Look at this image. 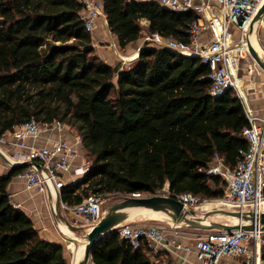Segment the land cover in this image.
I'll list each match as a JSON object with an SVG mask.
<instances>
[{"label":"trees","instance_id":"16d2710c","mask_svg":"<svg viewBox=\"0 0 264 264\" xmlns=\"http://www.w3.org/2000/svg\"><path fill=\"white\" fill-rule=\"evenodd\" d=\"M108 26L126 49L147 32L187 42L195 13L152 0H101ZM75 0H0V137L35 120L60 122L77 133L89 172L61 189L68 207L90 194L223 197L226 183L207 169L214 155L234 169L248 149L245 106L231 90L212 98L211 70L198 58L145 44L121 69L96 54ZM25 168L0 175V264H70L64 247L44 240L11 201L8 188ZM119 233L107 235L94 264H152Z\"/></svg>","mask_w":264,"mask_h":264},{"label":"built area","instance_id":"2783aa9c","mask_svg":"<svg viewBox=\"0 0 264 264\" xmlns=\"http://www.w3.org/2000/svg\"><path fill=\"white\" fill-rule=\"evenodd\" d=\"M75 1L82 5L79 16L86 30L93 33L99 21L107 19L103 2ZM152 1L177 13H195L199 16L189 25L187 42L167 38L158 33H147L142 22L145 43L151 47L171 50L181 56L200 59L211 70L212 85L209 93L212 98H220L231 90L238 94L249 120V126L243 131L248 149L240 151V159L234 169L227 166L223 156L214 155L207 173L220 177L226 183L224 195L219 199L201 201L191 193L173 196L169 183L155 195L135 193L123 197L124 199L148 196L174 197L185 204V210H195L198 216L209 212L203 207L207 204L214 207L210 211L257 212L258 207L264 203V116L257 115L251 109L247 96L240 91V85L244 83L241 72L254 77L262 70L250 54L249 34L254 26L253 21L264 6V0ZM261 26L264 27V18L261 20ZM259 44L261 45L260 40ZM112 46L117 49L116 45ZM261 47L264 53V47L262 45ZM53 130L63 132L71 129L60 122L41 124L31 120L15 126L12 131L0 137V153L10 164L1 159L10 171L16 164L31 162H37L44 168L47 174L41 176L37 168L30 165L19 173L17 178L24 181L27 190L46 196H52L50 184L57 195L61 194V189L67 184L66 175H72L73 181L80 180L89 172L91 166L87 156L84 157L83 163L77 162L81 156L76 145L80 144L83 147L79 137L75 143L67 139H59L52 146L30 143ZM111 196L116 195H107V197ZM103 197L101 194H90L82 204L74 207H68L61 202V209L72 211L77 217L95 225L104 215ZM53 212L56 213L55 205ZM57 222L59 225L60 222ZM168 229L170 230L169 227ZM169 230L161 229L152 223L131 221L121 226L118 233L135 250L146 246L152 264H156L155 259L161 249L170 251V247L183 251L186 256L182 259L194 255L197 264H223L228 257L242 258L246 264H255L260 258L264 264V232L261 230L234 231L231 234L200 233L201 235H195L192 245H183L174 236H170Z\"/></svg>","mask_w":264,"mask_h":264},{"label":"crops","instance_id":"0c3cea01","mask_svg":"<svg viewBox=\"0 0 264 264\" xmlns=\"http://www.w3.org/2000/svg\"><path fill=\"white\" fill-rule=\"evenodd\" d=\"M143 25H145L146 29V27H148V22L143 21ZM92 37L96 54L104 59L107 64L113 67L119 65L122 70L136 63L140 51L146 44L144 38L131 43L126 49L122 50L120 59H117L114 51L112 50V48H110V46H102V44L111 43V46L116 45L117 48L119 47L118 38L111 33L107 19H101V21H99L96 29L92 33ZM251 37L253 38L251 46L255 48L260 56H263V50L257 42L255 32L251 35ZM117 52H119V50ZM261 88L262 89L258 90V92H262L264 94V86ZM240 91L243 95L247 96L243 84H241L240 86ZM260 96L261 94H259V96L252 95L250 96L251 98L247 96V98L251 109L257 115L264 116V98H261ZM77 138L78 135L73 130H66L63 132L53 130L50 133L42 134L38 139L30 141V143H34L38 146H52L54 142L59 139H67L75 143L77 141ZM76 147L81 156L77 162L83 163L86 158V152L80 144H77ZM9 172L10 170L6 167L4 161L0 157V175L6 176L9 174ZM65 178L67 180V184H72L78 181H73L74 178L70 174L66 175ZM8 192L11 195V201L14 206L23 211L34 222L35 228L39 231L40 236L44 240L62 245L63 236L65 235L68 238L72 235L69 232L68 227L64 223L60 222L58 225L57 218L55 217L53 212L54 200L52 199V196H46L42 193H35L27 190L24 181L18 179L17 177H15L10 183ZM56 200L58 199L56 198ZM59 200L61 201V195ZM60 215L66 218L69 223H71V219H75V217H77L72 211H65L63 209H61L59 216ZM148 220L149 219L142 223L151 224V221ZM169 233L170 236H174L183 245H192L194 237L196 235L195 233L187 234L183 227H175L174 229L170 228ZM68 249L70 250V247H68ZM169 250L170 251H168L167 249H161L159 256L155 259V263L197 264L194 255L187 257V259H182L183 256H186L183 251H178L172 247H170ZM70 252L72 254L70 264H72V262L74 261V251L70 250ZM223 264H246V262L244 259L239 257H228L227 259H225ZM255 264H263L262 259H257V262Z\"/></svg>","mask_w":264,"mask_h":264},{"label":"water","instance_id":"95a60500","mask_svg":"<svg viewBox=\"0 0 264 264\" xmlns=\"http://www.w3.org/2000/svg\"><path fill=\"white\" fill-rule=\"evenodd\" d=\"M263 18L264 6L258 13L255 20H262ZM249 51L253 59L264 71V61L262 57L252 46L249 47ZM0 157L6 163L10 164V162L1 153ZM30 165H34L41 176L47 174L44 168L37 162L16 164L12 167V169L18 167L26 168ZM59 199L60 193H58V203L56 205V213H54V215L57 218V221L64 223L68 227V225L72 224L69 223L62 215L59 216V213L61 212V201ZM145 214H151V221L166 224L170 228L185 226L200 233L227 232L231 234L234 231L252 232L256 230L264 232V212L257 213L250 211L241 213L235 211L215 210L198 216L195 210H185V204L174 197H129L112 205L110 209L104 213L101 220L92 226L90 231L83 232L85 239L82 242L77 239H70V241H73L75 244H84V252L78 264L93 263V254L98 248L100 242L107 235L118 232V229L121 226L134 221ZM215 216L230 217L232 219H236L237 222H217L213 220Z\"/></svg>","mask_w":264,"mask_h":264},{"label":"rangeland","instance_id":"374dc122","mask_svg":"<svg viewBox=\"0 0 264 264\" xmlns=\"http://www.w3.org/2000/svg\"><path fill=\"white\" fill-rule=\"evenodd\" d=\"M148 33V32H147ZM258 37H259V40L261 42V45L264 47V27H260L259 30H258ZM145 37V34L142 33V39ZM252 37H250V45H251V42H252ZM111 43H106V44H102V46H110V48H112V50L114 51V54L116 56L117 59H120V56L122 54V49L121 48H117L115 49L113 46L110 45ZM119 50V52H117ZM263 61H264V56H261ZM122 62V61H121ZM127 63V62H126ZM241 75H243V78H244V83H243V87H244V90H245V93L248 97L252 96V95H258L261 94V98H264V94L261 92L259 93L258 90H261L264 86V71L260 70V73L255 75L254 77H250V76H247L245 75V72H241ZM242 84V83H241ZM241 86V85H240ZM242 89V88H241ZM264 89V88H263ZM251 98V97H250ZM86 152V151H85ZM86 156L87 155V152H86ZM88 161L91 162L90 158L87 157ZM102 195V194H101ZM104 196V195H103ZM104 204H103V212L106 213L110 207L112 205H114L115 203H118L120 201H122L124 199L123 196H111V197H107V196H104ZM148 219V218H147ZM147 219L145 218H138L134 221H136L137 223H142L144 221H147ZM214 221H217V222H221V223H228L230 221L233 222L232 218L230 217H225V216H215L213 218ZM148 221H151V220H148ZM71 224L75 227H80V228H84L86 229V227L88 228V226H91L93 225V223H89L87 221H85L83 218H80V217H75V219H71ZM152 224L156 225L157 227L161 228V229H165V230H168V226L166 224H162V223H158V222H153L151 221ZM183 229L185 230V232L187 234H191V233H195V234H200V232H197V231H194L190 228H187L185 226H182ZM69 232L72 234L70 237H81L83 235V232H78V233H74L73 231L69 230ZM203 234V233H201ZM200 234V235H201ZM62 246L64 247V255H65V258L66 260L68 261V263H70V260L72 258V254L70 252V250L74 251L73 254H74V261L72 263L75 262L76 258H77V251L78 249H80L79 245H75L74 243H71L70 244V239L67 238V236H63V240H62ZM69 245V246H68ZM68 247H70V250L68 249ZM93 264V263H91Z\"/></svg>","mask_w":264,"mask_h":264},{"label":"bare ground","instance_id":"6f19581e","mask_svg":"<svg viewBox=\"0 0 264 264\" xmlns=\"http://www.w3.org/2000/svg\"><path fill=\"white\" fill-rule=\"evenodd\" d=\"M260 24H261V20H254L253 21V25H254L253 26V29H252L251 33L249 34V40H250L251 35L255 32L256 37H257L258 44H259V40H258V34L257 33H258V29L260 27ZM259 46L261 47L260 44H259ZM263 56H264V53H263ZM50 188L52 189L51 191H52V199L54 200V205H57V203H58V200H56V198L58 199L57 192L54 190V188H53V186L51 184H50ZM203 207H204V209L206 211H210V210H213L214 209V207L212 205H210V204H207V205H205ZM262 212H264V203H262L260 205V207H258V211H257V213H262ZM142 217L148 218L150 220L151 214H145V215L141 216L140 218H142ZM232 220H233L234 223L237 222L236 219H232ZM91 228H92V226H88V228L86 227V229H85V227L84 228H80V227H74L72 225H68V229L71 230V231H73L74 233L87 232V231H90ZM68 239H77L78 241L82 242L85 239V236L83 234L79 238L78 237H75V238L74 237H68ZM70 242L71 243H74L73 241H70ZM75 245H79V244H75ZM79 247H80V249H78V251H77V258H76L75 262L72 263V264H78V262L80 261L82 255H83V252H84L83 251L84 250V244L83 245L80 244Z\"/></svg>","mask_w":264,"mask_h":264}]
</instances>
